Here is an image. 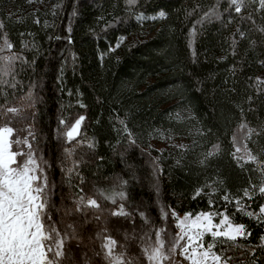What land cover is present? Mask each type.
<instances>
[{
  "label": "trees",
  "instance_id": "trees-1",
  "mask_svg": "<svg viewBox=\"0 0 264 264\" xmlns=\"http://www.w3.org/2000/svg\"><path fill=\"white\" fill-rule=\"evenodd\" d=\"M246 3L255 24L241 19L247 12L229 9V0H138L135 6L126 0H0V42L7 35L11 52L24 58L15 62L16 87L0 83V126L10 121L20 130L14 137L32 144L59 226L87 217L77 229L80 239L70 242L80 264H108L105 236L118 241L117 253L148 264L143 243L151 245L158 229L175 234L173 210L192 217L201 210L226 212L251 235L236 241L207 236L205 243L217 252L225 247L230 264H264V218L257 219L264 204L258 190L264 183V12L254 11L258 0ZM160 8L166 16L153 19ZM140 12L146 16L137 19ZM9 107L17 111L8 113ZM80 115L86 117L81 134L69 142L64 133ZM120 120L134 132L135 145ZM240 128L247 130L244 149L260 162L243 169L233 158L244 155L236 151ZM168 138L185 147L151 145ZM214 145L219 150L207 165L199 163ZM65 148L73 149L71 156ZM252 186L248 199L242 190ZM119 192L123 200L113 195ZM80 196L83 212L75 210ZM87 198L100 208L87 205ZM121 203L129 216L112 215Z\"/></svg>",
  "mask_w": 264,
  "mask_h": 264
},
{
  "label": "snow or ice",
  "instance_id": "snow-or-ice-1",
  "mask_svg": "<svg viewBox=\"0 0 264 264\" xmlns=\"http://www.w3.org/2000/svg\"><path fill=\"white\" fill-rule=\"evenodd\" d=\"M256 3V0H252ZM130 6L138 4V0H126ZM237 14L247 12L246 18L255 24L252 12H248V4L246 0H229V9H233ZM229 9H226L228 11ZM255 12H264V0H258V4L254 9ZM75 11L73 15H75ZM213 15L216 19H220V14L214 12ZM144 12L137 15V19L145 17ZM156 16L161 18L166 16L164 9L156 10ZM205 17H209V13H205ZM231 12L229 11V22H231ZM37 23L39 20L37 19ZM4 26L0 22V29ZM264 33V27L259 29ZM68 40L71 43V28H68ZM238 35L244 38L246 33L244 30L237 29ZM23 35V33H21ZM250 35V33H249ZM123 37H118L116 40V47H119ZM236 39L233 37L232 45L235 47ZM255 41H253V44ZM14 47L13 43L9 41L7 35L3 38V43L0 44V83L7 84L9 87L15 88V62L18 60L24 61V58L16 53H12L11 49ZM7 53V54H5ZM26 62V61H25ZM264 63V62H262ZM12 76V80H6L4 77ZM257 87H259L260 78L257 77ZM31 96V92H29ZM250 99V98H249ZM86 107V105H81ZM17 111L14 107L7 108L8 113H15ZM86 119L84 115L78 118L67 127L64 135L67 141L74 140L79 134L82 122ZM61 125H65V120H60ZM120 124L124 125V121L120 120ZM123 132L125 138L129 141V145H135L136 139L134 132L124 125ZM10 126V121L5 122L0 126V264H80L76 259L74 250L70 246V242L74 239H80V234L77 229L81 223H87V217L82 222L73 221L67 225V229L61 228L59 225L61 221L53 219L51 208L55 207L52 204L51 197L52 191L49 188V181L44 168L37 163L34 156L32 144L28 142L27 138L21 140L19 136L13 139L14 133L19 132ZM252 129H249L251 133ZM29 135L35 139V134L29 131ZM235 139V137H233ZM26 144L28 151L25 153L21 144ZM80 143V141H77ZM17 146V151L13 150V145ZM93 144H89L92 147ZM185 147V146H181ZM219 150L218 145L213 146L212 151L203 154V159L199 161L202 165L206 166L209 157ZM239 152L240 149L236 148ZM64 152L67 156L73 153L72 148H65ZM18 156H24L22 161H18ZM236 166L243 169L245 163L248 161L257 162V157L245 147L243 156H236L233 154ZM103 159V157H100ZM155 163V162H154ZM260 167L264 169V163H260ZM72 168H68L69 173ZM119 179V178H117ZM259 193L264 194V183L259 186ZM81 191H83L81 189ZM243 196L252 199L255 194V187L244 188ZM199 194V189L196 190ZM119 195L121 200L125 198V192L113 193ZM225 201H229L230 197L226 194ZM113 204L116 201L113 196L108 197ZM239 205L240 197L234 198ZM85 197L80 196L76 201L75 210L77 212L86 211L83 207ZM214 201H209V208L211 209ZM87 205L93 208H100L96 199L87 198ZM48 209V210H46ZM259 213L257 219L264 218V204L259 206ZM71 215V211L65 213ZM113 216H129L130 213L125 211L124 204H120L112 211ZM144 215L143 212L140 213ZM249 217L256 215L253 211H248ZM172 216L176 220L175 227L179 230L169 241L166 247L165 239L162 237L163 229H158L155 232V240L149 245L143 243V254L146 257L148 264H164V261L171 256L177 248L180 254L189 262V264H230L231 257H224L223 252L218 253L215 249L214 243H205L204 237L210 234L214 239L217 237H224L227 240L236 241L238 238H245L250 236L251 233L246 231L243 223H233L229 219L226 212L203 211L195 214V217L189 220L192 213H185L183 218L177 216L175 210L172 211ZM219 216V220L215 219ZM97 220L99 217H95ZM150 239V237H147ZM264 240V237H261ZM183 241V243H181ZM143 242V241H142ZM118 241L111 236L103 237L102 247L104 249L105 258L108 264H138L136 258L125 257L124 252L117 253ZM123 247V246H121ZM253 253L255 249L251 250ZM99 254V253H97ZM87 264V261H85Z\"/></svg>",
  "mask_w": 264,
  "mask_h": 264
},
{
  "label": "rangeland",
  "instance_id": "rangeland-1",
  "mask_svg": "<svg viewBox=\"0 0 264 264\" xmlns=\"http://www.w3.org/2000/svg\"><path fill=\"white\" fill-rule=\"evenodd\" d=\"M3 42H0V44H2ZM6 54V53H5ZM83 123V122H82ZM247 132V130L245 128H240L238 130V136L237 138L235 139L236 141V146L237 148L240 149V151H242V153H244V141H245V133ZM13 139H15V137L13 136ZM183 144V141H180V140H176L175 138H168V139H165L163 141H154L151 143L152 147L153 148H156V149H165L167 147H170V146H181ZM20 148L23 149V151H25V153L28 151V147L26 144H21L20 145ZM13 150L14 151H17V146L14 144L13 145ZM25 157L24 156H18L17 159L18 161H22ZM178 217L180 218H183L185 214H181V213H176ZM194 217H189V220L193 219ZM179 230L177 229V231L175 232V234L178 232ZM162 237L165 239V242H166V247L168 246V241L175 235L171 232V230H166L165 232H162ZM207 236H210V234H206L205 237H204V241H206V238ZM220 238H224V237H217L215 239H220ZM214 239V238H213ZM226 239V238H224ZM181 243H183V241H181ZM216 252L217 250L214 249ZM224 250H225V247L223 248V246L220 248V252L218 253H221L223 252L224 253ZM164 264H189V262L184 258V256H182L180 254V250L179 248H177V250L171 255L169 256L165 261H164Z\"/></svg>",
  "mask_w": 264,
  "mask_h": 264
},
{
  "label": "water",
  "instance_id": "water-1",
  "mask_svg": "<svg viewBox=\"0 0 264 264\" xmlns=\"http://www.w3.org/2000/svg\"><path fill=\"white\" fill-rule=\"evenodd\" d=\"M81 131H82V125H81V129H80V134H81ZM80 134L76 138H78L80 136Z\"/></svg>",
  "mask_w": 264,
  "mask_h": 264
}]
</instances>
